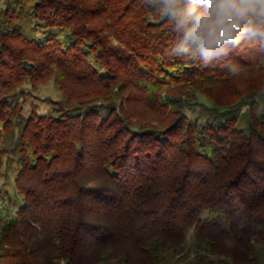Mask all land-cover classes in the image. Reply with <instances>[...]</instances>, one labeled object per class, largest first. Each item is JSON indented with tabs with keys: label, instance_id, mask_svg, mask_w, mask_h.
Segmentation results:
<instances>
[{
	"label": "trees",
	"instance_id": "trees-1",
	"mask_svg": "<svg viewBox=\"0 0 264 264\" xmlns=\"http://www.w3.org/2000/svg\"><path fill=\"white\" fill-rule=\"evenodd\" d=\"M249 29L209 58L149 0H0V178L15 167L24 196L0 214V264H163L191 232L216 264H264V27ZM48 83L52 113L25 116Z\"/></svg>",
	"mask_w": 264,
	"mask_h": 264
},
{
	"label": "clouds",
	"instance_id": "clouds-1",
	"mask_svg": "<svg viewBox=\"0 0 264 264\" xmlns=\"http://www.w3.org/2000/svg\"><path fill=\"white\" fill-rule=\"evenodd\" d=\"M149 6L182 29L185 40L195 42L209 58L226 53L249 25L264 27V0H149Z\"/></svg>",
	"mask_w": 264,
	"mask_h": 264
},
{
	"label": "rangeland",
	"instance_id": "rangeland-1",
	"mask_svg": "<svg viewBox=\"0 0 264 264\" xmlns=\"http://www.w3.org/2000/svg\"><path fill=\"white\" fill-rule=\"evenodd\" d=\"M52 99L53 101L60 100L61 93L55 88L52 83H48L45 86H41L37 92H33L32 95L26 98L24 101V114L29 116L34 109L40 115L51 114L53 111V106L49 102H45V99ZM246 110H244L245 112ZM189 116L193 117L194 112H188ZM5 168L1 172L3 176L0 178V195L3 196L2 202H0V214L1 216H6L8 211L11 213L19 210V207L22 206L24 196L15 189L14 178L16 177L17 170L15 167L8 168L6 164ZM5 172L9 174L8 177L4 176ZM6 219V218H5ZM195 236L191 232L187 236V240L179 247L172 249L168 254L163 258V264H191V261L197 256H202L201 264H208L210 261H214L216 264L219 261L218 257L207 256L205 252L198 248L197 242L195 241ZM121 251L132 254V248L128 245H122ZM137 253L135 252L131 257L130 261L133 264L139 260L137 259ZM104 264H127L122 262L120 259H112Z\"/></svg>",
	"mask_w": 264,
	"mask_h": 264
},
{
	"label": "built area",
	"instance_id": "built-area-1",
	"mask_svg": "<svg viewBox=\"0 0 264 264\" xmlns=\"http://www.w3.org/2000/svg\"><path fill=\"white\" fill-rule=\"evenodd\" d=\"M2 198H3V196L2 195H0V202H2L3 200H2Z\"/></svg>",
	"mask_w": 264,
	"mask_h": 264
}]
</instances>
